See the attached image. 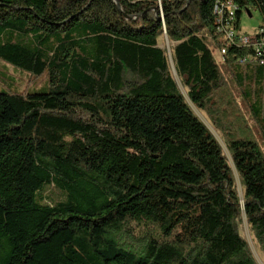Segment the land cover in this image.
<instances>
[{
	"label": "trees",
	"instance_id": "trees-1",
	"mask_svg": "<svg viewBox=\"0 0 264 264\" xmlns=\"http://www.w3.org/2000/svg\"><path fill=\"white\" fill-rule=\"evenodd\" d=\"M228 4L264 34V0H0L27 78L0 93V264H255L242 217L264 256L262 151L225 132L231 166L194 112L228 104L210 38L264 138V57L222 40Z\"/></svg>",
	"mask_w": 264,
	"mask_h": 264
},
{
	"label": "rangeland",
	"instance_id": "rangeland-1",
	"mask_svg": "<svg viewBox=\"0 0 264 264\" xmlns=\"http://www.w3.org/2000/svg\"><path fill=\"white\" fill-rule=\"evenodd\" d=\"M160 20L163 21L164 17H160ZM259 26L260 16L257 12L252 11L249 13H242L240 18L241 30L239 33L246 37L251 36ZM221 37L222 40L226 42L223 36ZM206 44L211 50L213 58L219 66L222 79L226 84L228 91H225L224 99L228 102V104L224 103V100L219 102L216 101V106L214 108L210 106L208 108V111L194 110V112L208 129L210 134L218 142L231 166L232 163L227 150V140L225 138L226 134H224L225 132L237 133L240 135L251 133L253 139L260 147L264 156V138L259 132L256 124L254 123L249 110L240 95L238 87L235 85V82L230 73V69L224 63L223 56L225 54V48L217 47L210 38H206ZM174 46L175 43L169 42L165 34L162 36V38L159 39V47L166 50L169 59L172 55ZM172 73L176 82L178 83V86L182 88V85L177 80V77L174 74L173 70ZM26 80L27 78L25 76L21 75L17 71H14L12 67L5 66L0 63V93L15 91L19 88V86L23 88L26 84ZM216 99L220 100L218 98ZM234 175L238 192L241 194L239 179L235 172ZM64 199L65 196L63 193L55 189L53 186H49L43 190L39 201L42 205H55L63 201ZM239 228L240 234L245 239L255 264H264V256L261 248L254 238L253 234L250 232L249 226L244 217H242Z\"/></svg>",
	"mask_w": 264,
	"mask_h": 264
},
{
	"label": "built area",
	"instance_id": "built-area-1",
	"mask_svg": "<svg viewBox=\"0 0 264 264\" xmlns=\"http://www.w3.org/2000/svg\"><path fill=\"white\" fill-rule=\"evenodd\" d=\"M225 8L228 10V16L224 19H220V25H222L221 35L224 40L229 43H235L238 46L249 47L253 51L254 58L261 59L264 57V34H260V37L256 35L244 36L241 33L237 34L233 27V11L231 5H226ZM222 7H215L214 13L219 17L222 16ZM236 10V9H235ZM234 10V11H235ZM219 19V18H218ZM224 51V50H223ZM263 63V61H260Z\"/></svg>",
	"mask_w": 264,
	"mask_h": 264
},
{
	"label": "water",
	"instance_id": "water-1",
	"mask_svg": "<svg viewBox=\"0 0 264 264\" xmlns=\"http://www.w3.org/2000/svg\"><path fill=\"white\" fill-rule=\"evenodd\" d=\"M113 2L116 4L117 9L120 11L119 6H118V0H113ZM161 17H163V16H161ZM127 18H128V17H127ZM128 19H129V18H128Z\"/></svg>",
	"mask_w": 264,
	"mask_h": 264
}]
</instances>
